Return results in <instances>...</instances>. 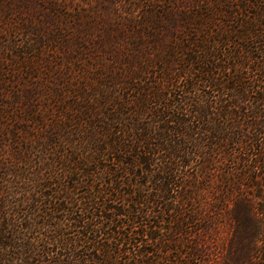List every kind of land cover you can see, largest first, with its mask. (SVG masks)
I'll return each mask as SVG.
<instances>
[{"label": "trees", "instance_id": "trees-1", "mask_svg": "<svg viewBox=\"0 0 264 264\" xmlns=\"http://www.w3.org/2000/svg\"><path fill=\"white\" fill-rule=\"evenodd\" d=\"M264 264V0H0V264Z\"/></svg>", "mask_w": 264, "mask_h": 264}, {"label": "rangeland", "instance_id": "rangeland-1", "mask_svg": "<svg viewBox=\"0 0 264 264\" xmlns=\"http://www.w3.org/2000/svg\"><path fill=\"white\" fill-rule=\"evenodd\" d=\"M229 237H230L229 232L225 228L224 233L223 235H221V238L219 240L220 250L218 251L217 258L214 261V264H225V262L230 261L228 260L229 259L228 253H226L227 247L229 245L228 242Z\"/></svg>", "mask_w": 264, "mask_h": 264}, {"label": "snow or ice", "instance_id": "snow-or-ice-1", "mask_svg": "<svg viewBox=\"0 0 264 264\" xmlns=\"http://www.w3.org/2000/svg\"><path fill=\"white\" fill-rule=\"evenodd\" d=\"M261 245H264V238H261ZM262 252H264V249H262Z\"/></svg>", "mask_w": 264, "mask_h": 264}]
</instances>
